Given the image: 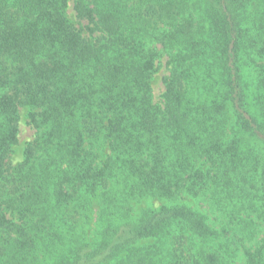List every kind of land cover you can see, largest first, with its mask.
<instances>
[{"label":"trees","instance_id":"16d2710c","mask_svg":"<svg viewBox=\"0 0 264 264\" xmlns=\"http://www.w3.org/2000/svg\"><path fill=\"white\" fill-rule=\"evenodd\" d=\"M0 264H264V0H0Z\"/></svg>","mask_w":264,"mask_h":264},{"label":"rangeland","instance_id":"374dc122","mask_svg":"<svg viewBox=\"0 0 264 264\" xmlns=\"http://www.w3.org/2000/svg\"><path fill=\"white\" fill-rule=\"evenodd\" d=\"M165 74L164 68L160 70V72L157 75V78L155 80V92L156 95H159L161 91L163 90L162 84H161V77ZM21 133H20V144L17 147V152L15 155V160L17 162L22 161L23 159V153L24 149L27 146V144L32 140L35 130L32 128V126L29 124V119L27 116V109H24L23 115H22V121L20 125Z\"/></svg>","mask_w":264,"mask_h":264}]
</instances>
